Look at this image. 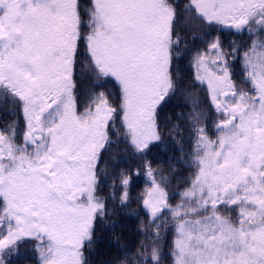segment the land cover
I'll return each mask as SVG.
<instances>
[{"label": "snow or ice", "instance_id": "6c2138e0", "mask_svg": "<svg viewBox=\"0 0 264 264\" xmlns=\"http://www.w3.org/2000/svg\"><path fill=\"white\" fill-rule=\"evenodd\" d=\"M181 21L208 30L187 88L175 64ZM225 28L250 33L245 50L225 49ZM78 71L95 81L86 98ZM107 83L115 103L99 90ZM177 93L191 101L194 171L170 196L146 157L161 139L158 110ZM6 109L17 118L0 125V264L28 243L38 264H93L96 231L132 203L154 239L112 264H264V0H0ZM119 144L149 178L138 198L135 168L115 172L111 191L105 183ZM163 228L174 237L168 251Z\"/></svg>", "mask_w": 264, "mask_h": 264}, {"label": "trees", "instance_id": "16d2710c", "mask_svg": "<svg viewBox=\"0 0 264 264\" xmlns=\"http://www.w3.org/2000/svg\"><path fill=\"white\" fill-rule=\"evenodd\" d=\"M81 3H87V0H81ZM196 27L195 21L191 24H185L181 21L178 27L182 38L180 54L183 59L175 61V64L180 76L187 82L185 84L186 88L194 83L192 80L194 68L191 66V54L195 49L203 48L204 32L208 31L207 29H202L197 33L194 31ZM218 34H220L226 50H229V44H234L236 48L243 51L250 42V33L247 32H237L233 29L225 28L222 33ZM197 36H199V39H197ZM81 59H84L83 55ZM84 66L85 68L87 67L86 59L84 60ZM78 76V95L86 98L89 92L93 90L95 81L90 79L86 72L81 74L78 71ZM242 86L248 87L249 85L243 84ZM99 90L112 92L113 103L119 99L117 87H114L113 83H107L106 88ZM193 91L201 102L205 101L207 97L206 85L200 84ZM190 103L191 101L186 100L182 94L177 93L158 110L157 122L160 125L161 139L156 142V146L152 148L146 157L147 160L152 162L154 171L162 173L164 180L168 182L167 190L170 196L173 193L183 192L187 186L186 182L191 179L194 171V165L191 164V156L188 155L190 136L185 131L188 123L187 114L191 111L187 105ZM204 107L207 110L208 105L205 103ZM15 118H17V113L13 110L0 111V125L5 122H11ZM177 126L182 135L176 134ZM123 149V144L116 145L111 149L109 153L111 157L108 169L109 176L106 178L105 183L109 186L108 191H111V185L115 183V172L135 168L139 174L132 178L133 188L131 194L134 198H138L150 186L149 178L143 171L139 158L134 159L132 155ZM159 178L158 175L157 179L159 180ZM179 201L180 196L177 195L170 202L175 204ZM112 221H115L114 227L111 226ZM148 221L149 218L141 211L139 204L132 203L131 208L126 212L118 213L107 224L98 228L95 233L96 243L92 247V254L89 259L93 261V264H112L123 252L132 249L133 246L138 248L141 241L151 243L154 239L151 234L155 231V228ZM141 222H144L143 228H141ZM160 231V245L165 251H168L174 237L168 228H163ZM14 264H38V257L32 251L31 243L20 248V254L14 257ZM166 264H172V261L168 260Z\"/></svg>", "mask_w": 264, "mask_h": 264}]
</instances>
